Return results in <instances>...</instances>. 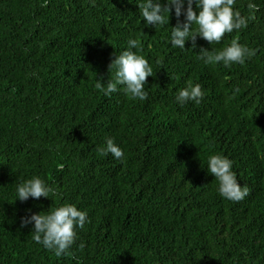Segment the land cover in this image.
Wrapping results in <instances>:
<instances>
[{
	"label": "trees",
	"instance_id": "16d2710c",
	"mask_svg": "<svg viewBox=\"0 0 264 264\" xmlns=\"http://www.w3.org/2000/svg\"><path fill=\"white\" fill-rule=\"evenodd\" d=\"M141 2L0 0V264H264V0L247 28L184 50L170 44L174 10L168 25L145 27ZM247 3L237 0L242 15ZM129 39L153 67L145 101L95 87L114 79L109 65ZM232 39L256 55L231 68L198 59ZM189 81L204 99L181 107ZM106 138L120 160L101 154ZM213 154L233 161L244 200L218 194ZM33 176L62 199L16 200ZM63 203L90 222L57 257L21 218Z\"/></svg>",
	"mask_w": 264,
	"mask_h": 264
},
{
	"label": "clouds",
	"instance_id": "9594fccd",
	"mask_svg": "<svg viewBox=\"0 0 264 264\" xmlns=\"http://www.w3.org/2000/svg\"><path fill=\"white\" fill-rule=\"evenodd\" d=\"M131 2V0H129ZM237 0H143L138 4L139 13L146 22L145 27H164L170 23V15L175 12L177 23L171 29L170 44L173 48L185 49L188 41L192 48L197 47V37L206 40L210 45L219 44L226 34L247 28L250 20H255L261 9L255 0H248V14L242 15L237 9ZM183 17V20H181ZM143 45L139 39H129L127 49L116 55L109 65L114 79H97L95 87L110 96L123 86V91L132 100L145 101L149 93L145 90L148 77L153 76V67L144 55L140 54ZM256 55V50L242 45L238 39L221 50L201 48L198 59L205 65L223 64L231 68L233 64L243 65ZM203 86L189 81L185 88L178 91L176 103L183 107L188 102L199 104L204 99ZM101 154H111L120 160L124 156L123 149L114 139L106 138V146ZM207 171L219 181L218 194L227 200L240 202L250 193V189L238 183L237 174L233 170V161L223 154L208 156ZM16 200L25 202L29 198L41 197L61 198L57 186L48 183L40 176H33L16 185ZM15 200V201H16ZM30 212V210H29ZM87 211L79 210L71 203H63L49 211L30 213L21 218V228L32 225V239L46 250L61 257L71 255L70 249L78 239V229H84L89 223ZM83 244L80 245L83 248Z\"/></svg>",
	"mask_w": 264,
	"mask_h": 264
}]
</instances>
